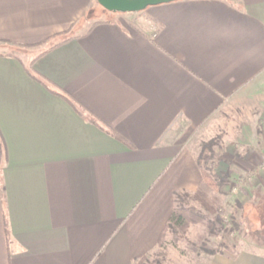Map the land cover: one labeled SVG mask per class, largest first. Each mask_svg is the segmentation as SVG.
<instances>
[{"label":"crops","instance_id":"crops-1","mask_svg":"<svg viewBox=\"0 0 264 264\" xmlns=\"http://www.w3.org/2000/svg\"><path fill=\"white\" fill-rule=\"evenodd\" d=\"M263 91L264 0L127 14L96 0H0V264H134L153 253L175 196L200 184L196 140L221 112L251 104L255 125L236 142L248 147L239 190L261 206ZM208 264H264V249Z\"/></svg>","mask_w":264,"mask_h":264},{"label":"rangeland","instance_id":"rangeland-1","mask_svg":"<svg viewBox=\"0 0 264 264\" xmlns=\"http://www.w3.org/2000/svg\"><path fill=\"white\" fill-rule=\"evenodd\" d=\"M254 110L251 104L250 109L248 106H241L228 112H221L222 123L214 128L212 135L201 136L196 140L197 158L201 143L220 138L222 150L219 152L216 147L214 148L215 152L218 151L214 172L218 176L225 174L227 184L220 191L210 193L211 199L208 204L212 207L213 213L207 212L198 200L190 198L198 188L192 192L178 193L177 206L192 208L195 214L204 216L206 220L198 221L195 215H191L193 220L189 219L191 221L183 231L173 234L167 230L161 245L153 253L144 257L145 264H208L212 256L208 254L209 250L222 251V253L230 251L233 254L237 249L243 248L262 252L264 249V199L260 206L256 192H252L249 201L242 196L244 192H240L239 185L244 181L245 176L237 160L244 151L248 150V147L236 144L238 131L244 129L247 123L255 125ZM232 146H234L233 153L228 150H231ZM230 153L233 156L227 159ZM224 165H227L226 169ZM231 189L233 191L230 192ZM186 195L188 198L185 197ZM210 221L212 224H208Z\"/></svg>","mask_w":264,"mask_h":264},{"label":"trees","instance_id":"trees-1","mask_svg":"<svg viewBox=\"0 0 264 264\" xmlns=\"http://www.w3.org/2000/svg\"><path fill=\"white\" fill-rule=\"evenodd\" d=\"M66 34L60 35L59 37H63L61 42L59 44L65 43L70 40V38H65ZM58 45V43H57ZM56 43L52 42L43 53H46L57 46ZM32 65V63L30 64ZM31 76H34L36 80L42 84L46 89H49L52 93L55 95L67 100L72 105V101L68 99L63 93L60 91L53 89V85L50 84L48 81L44 80L43 78L33 75L30 72ZM91 122L97 124L96 120L94 118H91ZM220 139V138H219ZM219 139H211L209 141L203 142L200 145V151L196 158L197 166L199 168L200 172V184L198 186L197 191L193 196H191V199L198 200L201 204V206L207 210L209 213H213L212 207L208 204L209 199H211L210 193L213 191H220V189L227 184V176L221 175L218 176L214 172V168L217 162V154L218 151L220 152L222 150V145L220 143ZM217 148L218 151L215 152L214 148ZM185 197L188 198V195ZM176 196L174 199V206L171 212V215L169 219L167 220V223L165 225V233L167 230H169L171 233L175 234L179 231H183L189 224V222L193 219H191V215H195V219H199L198 221H205L206 218L204 216L195 214L196 212L192 210V208H184L181 206L176 205ZM178 204V203H177ZM213 216V215H212ZM189 219H191L189 221ZM194 219V220H195ZM196 221V220H195ZM208 224H212L211 221ZM165 237V234H163V237L161 238L159 242V246L161 245L163 238ZM209 255H214L216 253H222V251H215V250H209L207 251ZM146 258H141L137 261H135L134 264H145Z\"/></svg>","mask_w":264,"mask_h":264},{"label":"water","instance_id":"water-1","mask_svg":"<svg viewBox=\"0 0 264 264\" xmlns=\"http://www.w3.org/2000/svg\"><path fill=\"white\" fill-rule=\"evenodd\" d=\"M176 0H96L104 10L111 13H139L157 5L171 3Z\"/></svg>","mask_w":264,"mask_h":264}]
</instances>
